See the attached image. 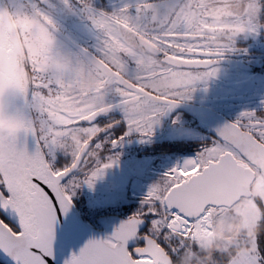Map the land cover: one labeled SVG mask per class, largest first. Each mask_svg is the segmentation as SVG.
<instances>
[{
	"label": "snow or ice",
	"instance_id": "obj_1",
	"mask_svg": "<svg viewBox=\"0 0 264 264\" xmlns=\"http://www.w3.org/2000/svg\"><path fill=\"white\" fill-rule=\"evenodd\" d=\"M57 2L88 23L91 49L63 30L50 0H0V117L19 124L0 131V253L12 264H56V225L76 190L93 189L117 162L111 150L133 133L152 137L161 117L190 99L197 82L215 77L224 53L236 50L217 46L218 29L240 36L264 29V0H194L195 7L123 0L111 11L97 9L94 0ZM11 21L21 26L9 30ZM129 43L144 51H129ZM54 59L62 66L41 64ZM5 62L14 77L2 70ZM215 131L194 156L152 183L110 235L88 239L62 264L199 257L206 254L201 234L234 215L245 197L256 211L243 213L241 222L264 225V200L251 195L258 180L264 185V101L260 111H242ZM58 155L66 162L58 164ZM216 243L208 264H264V233L237 232L234 243Z\"/></svg>",
	"mask_w": 264,
	"mask_h": 264
},
{
	"label": "rangeland",
	"instance_id": "obj_2",
	"mask_svg": "<svg viewBox=\"0 0 264 264\" xmlns=\"http://www.w3.org/2000/svg\"><path fill=\"white\" fill-rule=\"evenodd\" d=\"M122 2L123 0H106L105 3H102V6H107L109 9L96 5L95 1L94 5L97 9L111 11L120 7ZM99 3H101V1L97 4ZM186 3H192L193 7L196 6L194 0H179L178 7L184 6ZM199 3L206 4L205 0H199ZM56 9L62 12L64 16H71L63 10L61 5ZM209 11L214 12V9L209 6L208 13H210ZM217 20H219V16H217ZM13 24L14 29L21 26L17 21H13ZM62 25L64 26L67 24L65 23ZM72 27L76 35H78V37H75L77 40L81 41L82 37L83 40L90 39L91 45H93L94 40L92 39L90 26L86 21L78 18L76 22L72 24ZM215 43L217 46L221 47L235 46V51L225 52L223 57H225V55L235 56L237 59L246 61L250 65H255L257 61L256 59H252V49L263 47L264 29L259 30L256 34L244 36L236 34L234 29L228 32L218 29ZM62 45L63 43L60 42L58 47ZM64 55H68L66 50ZM41 64L50 68L61 66V62L59 63V61L55 59L54 61H50V65L44 61L41 62ZM216 67L218 72L215 77L209 78L206 81L197 82L194 85L195 91L191 93V97L194 100L206 102L232 121L236 119L238 114L242 111L261 110V101H264L263 68L259 67L252 70L234 68V70H229V67L225 64H217ZM159 127L160 125L155 126L153 131H156ZM184 130H187L189 133L187 135H195V126L189 124H177L176 127L172 129V131L174 133L177 132L179 136H181V132ZM126 139L127 141L124 142V146L121 149L109 153V155L117 157V162L112 168L106 170L105 175L101 179L97 180L93 189H89L86 185H83L76 190L75 195L82 198V202L85 203L86 209L83 210L85 214H90L98 207H103L107 212L113 211L123 215H130L128 214L131 208L130 204L139 205L141 198L146 193L142 191L147 189V187H143V184L150 186L162 176L160 172L167 171L174 166L172 163L173 156L164 160H158L147 157L146 154L142 153L143 145L152 139H142L135 133L126 137ZM60 158V155H58V164L63 162ZM151 165H154V167ZM148 169L151 171H147ZM130 187H132V190H130ZM252 196L264 200V185H262L259 180L256 184L252 185ZM124 204L126 205L123 206ZM255 211V206L245 197V199H241L240 202L236 204L235 214L231 215V219L227 218L225 220L221 218L216 220V223L212 226L211 233L214 235L215 231H218L222 240L227 235L236 237L237 232H240L245 237H252L261 230V227L257 228L253 226L251 228H246L241 222V217L243 213L252 214ZM201 235L203 236V233ZM239 251L249 250L242 248ZM187 259L189 261L190 257L188 256Z\"/></svg>",
	"mask_w": 264,
	"mask_h": 264
},
{
	"label": "flooded vegetation",
	"instance_id": "obj_3",
	"mask_svg": "<svg viewBox=\"0 0 264 264\" xmlns=\"http://www.w3.org/2000/svg\"><path fill=\"white\" fill-rule=\"evenodd\" d=\"M94 1L96 5L109 9V7L107 6H102L103 5L102 3H105L106 0H94ZM99 1H101V3L97 4ZM205 3L208 4L209 0H205ZM50 4L55 5V7L52 8L51 10L53 11V14L56 16L60 24L61 23L67 24L64 26L61 24L63 30L66 33L70 34L81 46L89 47L91 49L92 45H91L90 39L83 40V37H82L81 41H79L77 40V38H75V37H78V35H76L74 28L72 27V24L76 22L78 18L73 17V16L72 17L64 16L62 12H59L56 9L57 7H60V4H58L57 0H50ZM209 12L212 13L213 11H209ZM61 42L64 43L63 41ZM128 50L129 51L135 50L138 52L144 51V49L139 45V43H134V45L133 43H129ZM252 52H253L252 59H256L257 61L255 65H252V69H256L259 67L264 69V45L262 48H253ZM225 57L236 58L235 56H228V55L227 56L225 55ZM60 62L61 61H59V63ZM46 63L50 65V62H46ZM185 102H192L196 104L208 105L206 102L196 101L192 97L190 99L185 100ZM208 106H211V105H208ZM168 115H169L168 117H165L166 115L161 117L160 124H158L160 125V127L156 131H153V135L152 137H150V139L152 140H150L149 142L145 143V145H143L142 153L146 154L147 157H151V158L158 159V160L160 159L164 160L166 158H171L172 156L174 157L180 153H188V152L196 153L203 144L209 142L212 138L215 137L210 133V131L206 127L199 124L193 116L187 114L185 111L178 110ZM173 120H175L176 123H173ZM175 124L176 125L177 124H181V125L189 124V125L195 126V130H194L195 135L194 136L193 135H184V136L177 135V132L174 133L172 131V129L176 127ZM125 141H127L126 138L120 145H118L115 149L111 150L109 153H112V152H115L116 150L118 151L119 149H121L124 146L123 144ZM188 149H190V151H185ZM151 166L154 167V165H151ZM147 171H151V170L148 169ZM164 172L165 171H162L160 172V174ZM230 217L228 218L231 219ZM263 232H264V225L261 226V230L258 231V233H263ZM212 238L214 239H212L207 246H203L206 249V254L196 257V258H190L189 260L190 262L187 259L188 256H185L184 260L186 262H189V264H193V263L208 264V259L211 256L212 252L216 248L220 247V244L216 243V241H224L228 244H232L236 240V237L233 235H227L222 240L221 235L218 233V231H215L214 235L212 234ZM241 249L242 248L236 249V251H239ZM247 250H250V249H247ZM181 260H183V258ZM176 264H180V262L177 261Z\"/></svg>",
	"mask_w": 264,
	"mask_h": 264
},
{
	"label": "water",
	"instance_id": "obj_4",
	"mask_svg": "<svg viewBox=\"0 0 264 264\" xmlns=\"http://www.w3.org/2000/svg\"><path fill=\"white\" fill-rule=\"evenodd\" d=\"M5 26L9 30L14 29L13 21L6 24ZM13 46L18 47L19 44L16 43L15 45H9L8 47L11 48ZM217 64H225L229 67V69H252V65L248 64L246 61L232 57H222ZM2 70L9 77L15 76V72L12 70V65L8 62L4 63ZM178 110L185 111L187 114L193 116L197 122L206 127L213 136H216L215 130L218 127L222 126L226 122L232 121L226 115L208 105L183 101L168 114ZM168 114H166L165 117H168ZM18 128L19 124L15 122L10 116L0 117V131L10 132L16 131ZM29 147H31V141H29ZM241 187L244 192L248 191L246 182L242 181ZM128 216L129 215L122 214H110L102 216L99 218L100 227H96L87 222L73 202L68 213L61 214L59 217V222L56 225L57 242L58 248L60 249L56 264H62L63 259L67 258L70 252L77 251L88 239L104 238L105 236L110 235L114 228ZM0 262L4 264H12V261L3 253H0Z\"/></svg>",
	"mask_w": 264,
	"mask_h": 264
},
{
	"label": "built area",
	"instance_id": "obj_5",
	"mask_svg": "<svg viewBox=\"0 0 264 264\" xmlns=\"http://www.w3.org/2000/svg\"><path fill=\"white\" fill-rule=\"evenodd\" d=\"M143 187H148L149 186H146L145 184H143ZM146 190H142L143 192H146ZM130 190H132V187H130ZM132 195V193H131ZM110 214H119V213H116V212H113V211H106L103 209V207H98L97 209H95L92 213L90 214H85L83 213V217L87 220V222L93 226H96V227H100V224H99V218L102 217V216H105V215H110ZM0 264H4L2 262H0Z\"/></svg>",
	"mask_w": 264,
	"mask_h": 264
},
{
	"label": "trees",
	"instance_id": "obj_6",
	"mask_svg": "<svg viewBox=\"0 0 264 264\" xmlns=\"http://www.w3.org/2000/svg\"><path fill=\"white\" fill-rule=\"evenodd\" d=\"M242 44V43H241ZM185 151H190V149H188V150H185ZM181 154V153H180ZM60 160H62L63 162H61V163H64V159H65V156H63V155H60ZM64 158V159H63ZM66 160H67V157H66V159H65V162H66ZM60 163V164H61ZM72 200H73V202L75 203V205H76V207L79 209V211L83 214L84 213V211L83 210H85L86 209V206H85V203L84 202H82V198H80L78 195H73V197H72ZM126 204H124L123 206H125ZM139 205H137V204H130V212L128 213V214H131V213H133L136 209H137V207H138ZM136 208V209H135ZM126 215V214H125ZM264 233V232H263ZM178 262H180V264H188V262H186L185 260H184V258H183V260H179Z\"/></svg>",
	"mask_w": 264,
	"mask_h": 264
},
{
	"label": "bare ground",
	"instance_id": "obj_7",
	"mask_svg": "<svg viewBox=\"0 0 264 264\" xmlns=\"http://www.w3.org/2000/svg\"><path fill=\"white\" fill-rule=\"evenodd\" d=\"M194 155H195L194 152L178 154V155L173 157L172 163H173V165H177V164L181 163L185 158H190ZM202 238H203V246H207L210 243V241L212 240V233L211 232H208L206 234L203 233Z\"/></svg>",
	"mask_w": 264,
	"mask_h": 264
},
{
	"label": "crops",
	"instance_id": "obj_8",
	"mask_svg": "<svg viewBox=\"0 0 264 264\" xmlns=\"http://www.w3.org/2000/svg\"><path fill=\"white\" fill-rule=\"evenodd\" d=\"M230 70V69H229ZM234 70V69H233ZM250 70H252V69H250Z\"/></svg>",
	"mask_w": 264,
	"mask_h": 264
}]
</instances>
